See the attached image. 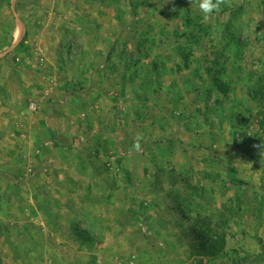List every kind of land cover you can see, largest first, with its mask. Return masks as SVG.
I'll list each match as a JSON object with an SVG mask.
<instances>
[{
  "label": "rangeland",
  "instance_id": "rangeland-1",
  "mask_svg": "<svg viewBox=\"0 0 264 264\" xmlns=\"http://www.w3.org/2000/svg\"><path fill=\"white\" fill-rule=\"evenodd\" d=\"M15 12L9 50L0 0V264H264V0Z\"/></svg>",
  "mask_w": 264,
  "mask_h": 264
},
{
  "label": "clouds",
  "instance_id": "clouds-1",
  "mask_svg": "<svg viewBox=\"0 0 264 264\" xmlns=\"http://www.w3.org/2000/svg\"><path fill=\"white\" fill-rule=\"evenodd\" d=\"M196 3L200 12L202 13L203 20L207 21L214 14H219L224 7L232 6V0H190V3ZM143 137L141 134H137L133 144V149L136 152L141 151V141ZM254 147L264 149V144L254 145ZM264 154V153H262ZM264 163V161H262Z\"/></svg>",
  "mask_w": 264,
  "mask_h": 264
},
{
  "label": "trees",
  "instance_id": "trees-1",
  "mask_svg": "<svg viewBox=\"0 0 264 264\" xmlns=\"http://www.w3.org/2000/svg\"><path fill=\"white\" fill-rule=\"evenodd\" d=\"M182 50V51H184L185 49L184 48H182V47H179V50ZM158 58H160V56H158L157 57V59ZM186 58V57H185ZM154 66H156V65H154ZM189 66V64L187 65V67ZM216 74H214V76H215ZM216 81H218V79L216 80ZM226 83H223V85L221 86V85H219V84H217V88L219 87L221 90H222V92H226ZM201 242H200V246L202 247V250L204 251V252H206V253H211V254H215L216 252H219L220 251V249H219V246H223L224 245V243H223V241H222V239H220L219 241H207V240H200Z\"/></svg>",
  "mask_w": 264,
  "mask_h": 264
},
{
  "label": "water",
  "instance_id": "water-1",
  "mask_svg": "<svg viewBox=\"0 0 264 264\" xmlns=\"http://www.w3.org/2000/svg\"><path fill=\"white\" fill-rule=\"evenodd\" d=\"M15 3H16V0H12V9L16 15V20L19 25L20 33H19L17 41L12 45V47L9 50H12L14 47H16L19 44V42L21 41L23 37V31H24L23 22L21 21V19L18 17L17 13L15 12Z\"/></svg>",
  "mask_w": 264,
  "mask_h": 264
},
{
  "label": "built area",
  "instance_id": "built-area-1",
  "mask_svg": "<svg viewBox=\"0 0 264 264\" xmlns=\"http://www.w3.org/2000/svg\"><path fill=\"white\" fill-rule=\"evenodd\" d=\"M31 107H32V108H36V106H35V102H32V103H31Z\"/></svg>",
  "mask_w": 264,
  "mask_h": 264
}]
</instances>
